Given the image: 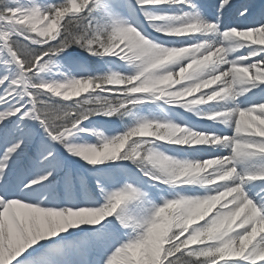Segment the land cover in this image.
<instances>
[{
  "label": "snow or ice",
  "instance_id": "obj_1",
  "mask_svg": "<svg viewBox=\"0 0 264 264\" xmlns=\"http://www.w3.org/2000/svg\"><path fill=\"white\" fill-rule=\"evenodd\" d=\"M0 264H264V0H0Z\"/></svg>",
  "mask_w": 264,
  "mask_h": 264
}]
</instances>
